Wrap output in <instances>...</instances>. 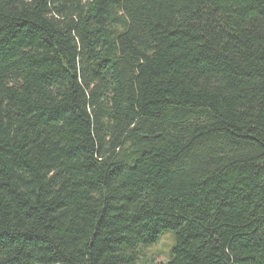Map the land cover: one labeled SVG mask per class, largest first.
Instances as JSON below:
<instances>
[{
    "label": "trees",
    "instance_id": "trees-1",
    "mask_svg": "<svg viewBox=\"0 0 264 264\" xmlns=\"http://www.w3.org/2000/svg\"><path fill=\"white\" fill-rule=\"evenodd\" d=\"M0 264H264V0H0Z\"/></svg>",
    "mask_w": 264,
    "mask_h": 264
},
{
    "label": "rangeland",
    "instance_id": "rangeland-1",
    "mask_svg": "<svg viewBox=\"0 0 264 264\" xmlns=\"http://www.w3.org/2000/svg\"><path fill=\"white\" fill-rule=\"evenodd\" d=\"M171 245L172 238L170 234L166 233L157 246L149 249L148 254L150 257H154L157 261L163 262L167 257Z\"/></svg>",
    "mask_w": 264,
    "mask_h": 264
}]
</instances>
